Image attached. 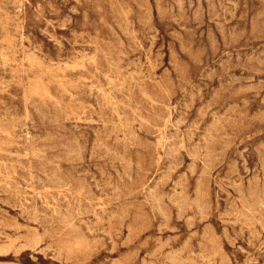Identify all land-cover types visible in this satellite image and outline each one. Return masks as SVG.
Instances as JSON below:
<instances>
[{"label":"rangeland","instance_id":"obj_1","mask_svg":"<svg viewBox=\"0 0 264 264\" xmlns=\"http://www.w3.org/2000/svg\"><path fill=\"white\" fill-rule=\"evenodd\" d=\"M263 163L264 0H0V264H264Z\"/></svg>","mask_w":264,"mask_h":264},{"label":"bare ground","instance_id":"obj_2","mask_svg":"<svg viewBox=\"0 0 264 264\" xmlns=\"http://www.w3.org/2000/svg\"><path fill=\"white\" fill-rule=\"evenodd\" d=\"M25 7V6H24ZM22 39V38H21ZM141 46V45H140ZM151 55V54H150ZM152 70V69H151ZM104 114V113H103ZM128 115V114H127ZM6 117V116H5ZM127 117V116H126ZM172 125V124H171ZM27 126V125H26ZM111 133V132H110ZM104 145V144H103ZM97 148V147H96ZM91 158V157H90ZM264 164V163H263ZM111 175V174H109ZM111 180V179H110ZM117 183V182H116ZM238 183V182H237ZM16 187V186H15ZM37 202V201H36ZM21 206V205H20ZM15 220V219H14ZM3 221V220H2ZM36 238V237H35ZM33 242V241H32Z\"/></svg>","mask_w":264,"mask_h":264}]
</instances>
